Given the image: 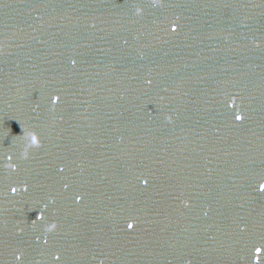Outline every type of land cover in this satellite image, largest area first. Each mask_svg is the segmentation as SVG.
<instances>
[{
  "label": "water",
  "instance_id": "water-1",
  "mask_svg": "<svg viewBox=\"0 0 264 264\" xmlns=\"http://www.w3.org/2000/svg\"><path fill=\"white\" fill-rule=\"evenodd\" d=\"M261 183L264 0H0V264H264Z\"/></svg>",
  "mask_w": 264,
  "mask_h": 264
},
{
  "label": "clouds",
  "instance_id": "clouds-1",
  "mask_svg": "<svg viewBox=\"0 0 264 264\" xmlns=\"http://www.w3.org/2000/svg\"><path fill=\"white\" fill-rule=\"evenodd\" d=\"M141 12H142V9L139 8V7H137L136 8V14L139 15ZM55 99L56 98H54V102H55ZM168 119L170 120L171 117H168ZM238 120H239V117H238ZM6 160L9 162V163H7L6 166L8 168H11V169L15 170V166L12 163H10L11 160H12V157L11 156H8V157H6ZM261 186L264 187V184H262ZM41 218H42L41 216H37V219H41ZM54 228H55V225L50 226L49 231L53 230Z\"/></svg>",
  "mask_w": 264,
  "mask_h": 264
},
{
  "label": "snow or ice",
  "instance_id": "snow-or-ice-1",
  "mask_svg": "<svg viewBox=\"0 0 264 264\" xmlns=\"http://www.w3.org/2000/svg\"><path fill=\"white\" fill-rule=\"evenodd\" d=\"M233 103H235V101H234ZM238 117H239V119H242L241 116H237L236 118L238 119ZM142 182H143V183H146V181H142ZM262 184H264V183H261V184H260V190L264 191V187L261 186ZM16 190H17V189H15V188L13 189V191H16ZM77 199L79 200L80 197L78 196ZM128 227H129V228H132V227H133V222H130V223L128 224ZM260 251H261V249L258 247V248L256 249V252L259 253ZM18 259H19V257H18ZM55 259H59V257L57 256V257H55Z\"/></svg>",
  "mask_w": 264,
  "mask_h": 264
}]
</instances>
